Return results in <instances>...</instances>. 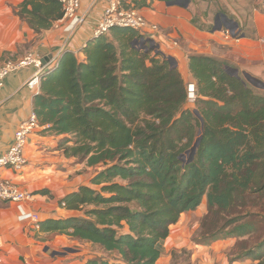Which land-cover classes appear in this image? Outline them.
<instances>
[{
  "label": "trees",
  "instance_id": "trees-1",
  "mask_svg": "<svg viewBox=\"0 0 264 264\" xmlns=\"http://www.w3.org/2000/svg\"><path fill=\"white\" fill-rule=\"evenodd\" d=\"M18 14L41 33L63 17V7L60 0H24ZM140 38L114 28L83 47V60L65 50L35 96L43 132L61 136L57 149L102 167L91 179L100 190L81 185L60 201L79 215L40 222L41 232L120 257L83 264H157L171 227L204 200L199 244L249 237L264 219V94L230 75L221 59L193 54L196 99L187 108L189 82L165 54L134 44ZM241 249L231 262L264 264V236Z\"/></svg>",
  "mask_w": 264,
  "mask_h": 264
},
{
  "label": "crops",
  "instance_id": "crops-1",
  "mask_svg": "<svg viewBox=\"0 0 264 264\" xmlns=\"http://www.w3.org/2000/svg\"><path fill=\"white\" fill-rule=\"evenodd\" d=\"M23 1L0 0V65L7 60L22 58L29 52L40 57L44 65L51 59H54L53 64L57 63L65 50L75 52L80 60L85 59L83 47L94 38V25L103 16L110 0H81L79 14L87 19L70 38L64 32L63 23H55L41 33L36 32L18 14ZM170 1L139 0L136 8L149 22L160 26L162 32L154 38L161 43L163 54H172L169 56L174 55L177 59L185 80L193 77L189 69V58L193 54L211 55L234 68L248 70L257 78L262 76L264 0H189L186 6L171 4ZM230 25L241 32L240 38L224 35L223 30ZM219 26L221 30L214 29ZM64 42L66 46L62 49ZM47 69L48 66L43 71ZM36 71L37 67L29 66L12 73L0 92V156L13 144L19 124L34 112L35 96L40 89L30 88L27 82ZM187 82L194 84V78ZM44 128L39 127L29 139L27 165L19 172L10 168L0 172L1 176L33 194L23 206L27 211L38 214L41 222L79 215V212L61 206L60 201L81 185H86L77 175L71 177L77 170L71 164L74 158H67L57 149L61 136L44 133ZM203 204L206 202L201 204V208L205 207ZM192 212L195 211L181 216ZM18 215L17 204L0 202V235L3 239L0 264L84 263L76 257L58 253L60 247L68 251L70 240L67 236L41 232L40 226L37 228L31 223L20 222ZM183 223L180 217L173 225L170 236L164 241L168 248L178 250L180 247L176 242L183 240ZM195 244L197 247L191 255L193 260H197L195 264H250L248 260L231 262L223 250L227 247L226 240H220L216 245ZM167 257L163 254L157 264H169Z\"/></svg>",
  "mask_w": 264,
  "mask_h": 264
},
{
  "label": "built area",
  "instance_id": "built-area-1",
  "mask_svg": "<svg viewBox=\"0 0 264 264\" xmlns=\"http://www.w3.org/2000/svg\"><path fill=\"white\" fill-rule=\"evenodd\" d=\"M139 0H110L103 16L95 23L93 29V37L98 38L107 35L114 28H131L140 34V39L159 37L162 32L158 24L149 22L136 8V3ZM63 7V17L55 23L64 24V32L68 34V38L74 31L86 22V16L79 14L81 0H60ZM54 23V24H55ZM235 30V32L233 31ZM227 38L238 39L241 32L238 29L225 28L223 30ZM68 39L66 40V42ZM156 42H158L156 40ZM160 43V42H158ZM177 44V43H176ZM161 45V43H160ZM66 43L62 49H64ZM54 59L48 61L44 65L43 60L34 53L29 52L22 58L17 60H7L0 65V92L3 90L6 79L14 72L29 67L35 66L38 71L34 73L32 78L27 82V86L32 89L40 88L41 78L43 74L54 67ZM48 69L44 70V67ZM189 100L196 99L195 84H188ZM41 127L37 114L33 112L26 120L22 121L15 131L14 142L8 150L0 156V172L4 168L13 169L16 172L21 171L27 165L26 149L30 137ZM33 194L24 190L20 185L11 179L0 175V202H11L18 205L19 215L18 220L23 223H31L39 228V215L27 211L23 204L31 200ZM65 203H62L64 206ZM3 239L0 235V245Z\"/></svg>",
  "mask_w": 264,
  "mask_h": 264
},
{
  "label": "rangeland",
  "instance_id": "rangeland-1",
  "mask_svg": "<svg viewBox=\"0 0 264 264\" xmlns=\"http://www.w3.org/2000/svg\"><path fill=\"white\" fill-rule=\"evenodd\" d=\"M229 28L234 29V28H232L231 25L229 26ZM233 31L235 32V30H233ZM238 36H241V34ZM167 55L169 56L172 54H167ZM243 71L250 73L248 70H245L242 68L240 70V72H241L240 74L242 76H243ZM258 78L261 79L262 81H264V73L262 74L261 77H258ZM186 80L187 81L193 80V77L189 76ZM250 85L252 87H254L252 84H250ZM254 88L257 90V92L259 90V92L264 94V89H260V88H256V87H254ZM194 105H195V100H192V101L189 100L187 108L194 107ZM71 164H72V166L76 167V170H77L71 176L72 178H73V176L76 177V175H77V177L81 178L82 182H84L86 185L92 186V187L96 188L97 190H100V188H101L100 186H94L91 184V179L96 174V172L98 170L102 169V167H100V166L89 167V166H87L85 160L78 159V158H74L73 161L71 162ZM204 202H206V200H204ZM261 202L264 205V200H261ZM90 208H91V206H86L84 211L88 210ZM196 210H194L195 212L181 216L182 220L184 222L182 225L183 226V232L182 233H184V235H183V240H181V241L179 240L176 242V244L178 246H180V247H177L178 250H175L174 249L175 247L174 248L173 247L168 248L163 243V247H162L163 254L168 255L167 260L169 261V264H195L197 262V260H195V259L193 260V257L191 258V255H192V252L194 255V251L197 247V246H195L196 245L195 243L200 242L199 234L201 232V229H200L201 228V221H202L203 216L205 214H207V207L205 206L204 208H199L197 211ZM81 215H83V211L81 212ZM222 218L228 219V217L227 216L225 217V215H224V217L222 216ZM223 219L221 220V224L224 221ZM257 220H258V222L256 223V226L258 229L256 231H258V232H256L255 234H253L249 237L247 236V237H243V238H225V237L223 238L222 237L221 239L214 241L213 244H215L216 242H218L220 240H226L227 241V247L226 248L223 247L224 248L223 250H225V252L227 253L229 260L236 258V256H238V254H240L242 252V250H244V249H241L242 246L245 247V245H247V246L251 247V246L255 245L259 240H261V237L264 236V219L261 218V219H257ZM172 228H174V227L172 226L171 229ZM259 237H260V239H259ZM68 239L70 240L68 245H67L68 251H66L62 247H60V249H58V253H60L62 255H70L72 257H76L82 263L89 260V259L109 260L111 262L120 260V257L118 256V254H116L114 252H110V251H105L102 248H100L98 245L92 244L90 242L71 239L69 237H68ZM242 239H246V241L242 240ZM228 241H230V243ZM223 242H225V241H223ZM246 242H248V244ZM164 259H166V257H164ZM248 261H250V263L252 262L251 259H248Z\"/></svg>",
  "mask_w": 264,
  "mask_h": 264
},
{
  "label": "water",
  "instance_id": "water-1",
  "mask_svg": "<svg viewBox=\"0 0 264 264\" xmlns=\"http://www.w3.org/2000/svg\"><path fill=\"white\" fill-rule=\"evenodd\" d=\"M170 3L171 4H180V5L186 6V5H188L189 0H171ZM214 29L215 30H221L222 27L219 26V27H215ZM134 44L138 45L141 49H144L146 51L155 50L158 53H162L160 43L156 42V40L153 38L137 39L134 41ZM167 58L170 61L172 68L178 67V61L174 56H167ZM43 63L45 64L44 61H43ZM226 67H227V72L230 75L236 76V77H241V74H240L241 72L238 68H234L230 65H227ZM243 76H244L247 83L252 84L256 88L264 89V81H262L261 79L253 76L252 74H250L246 71H243ZM195 113L201 119L202 126H203L204 121H203L202 117L200 116L199 112L195 111ZM201 139H202L201 137L198 138V140L195 142V144L191 148V150L188 151V153L190 154V160H192L194 158V156L197 152V149L200 145Z\"/></svg>",
  "mask_w": 264,
  "mask_h": 264
},
{
  "label": "bare ground",
  "instance_id": "bare-ground-1",
  "mask_svg": "<svg viewBox=\"0 0 264 264\" xmlns=\"http://www.w3.org/2000/svg\"><path fill=\"white\" fill-rule=\"evenodd\" d=\"M204 208V207H203Z\"/></svg>",
  "mask_w": 264,
  "mask_h": 264
}]
</instances>
